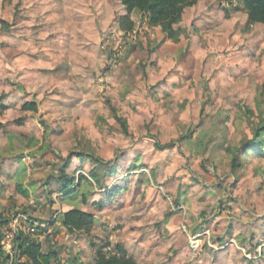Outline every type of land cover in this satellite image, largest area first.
I'll use <instances>...</instances> for the list:
<instances>
[{
  "label": "clouds",
  "instance_id": "obj_1",
  "mask_svg": "<svg viewBox=\"0 0 264 264\" xmlns=\"http://www.w3.org/2000/svg\"><path fill=\"white\" fill-rule=\"evenodd\" d=\"M0 264H264V0H0Z\"/></svg>",
  "mask_w": 264,
  "mask_h": 264
}]
</instances>
